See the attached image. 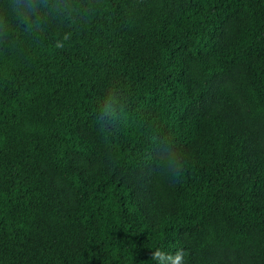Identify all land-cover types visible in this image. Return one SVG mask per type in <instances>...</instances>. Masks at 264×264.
Masks as SVG:
<instances>
[{
    "label": "trees",
    "instance_id": "16d2710c",
    "mask_svg": "<svg viewBox=\"0 0 264 264\" xmlns=\"http://www.w3.org/2000/svg\"><path fill=\"white\" fill-rule=\"evenodd\" d=\"M0 264H264V0H0Z\"/></svg>",
    "mask_w": 264,
    "mask_h": 264
},
{
    "label": "clouds",
    "instance_id": "9594fccd",
    "mask_svg": "<svg viewBox=\"0 0 264 264\" xmlns=\"http://www.w3.org/2000/svg\"><path fill=\"white\" fill-rule=\"evenodd\" d=\"M58 47H62L61 45H57Z\"/></svg>",
    "mask_w": 264,
    "mask_h": 264
}]
</instances>
